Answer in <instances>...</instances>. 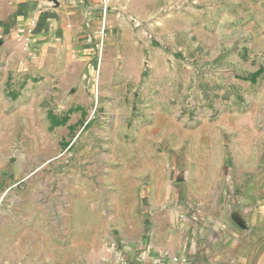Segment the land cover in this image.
<instances>
[{"label": "rangeland", "instance_id": "374dc122", "mask_svg": "<svg viewBox=\"0 0 264 264\" xmlns=\"http://www.w3.org/2000/svg\"><path fill=\"white\" fill-rule=\"evenodd\" d=\"M130 3L99 68L0 59V240L120 264L172 228L195 264H264V0ZM154 167L194 180L174 220L145 214Z\"/></svg>", "mask_w": 264, "mask_h": 264}, {"label": "crops", "instance_id": "0c3cea01", "mask_svg": "<svg viewBox=\"0 0 264 264\" xmlns=\"http://www.w3.org/2000/svg\"><path fill=\"white\" fill-rule=\"evenodd\" d=\"M107 1L110 8L106 31L108 45L104 49L111 55L117 52L115 39L118 38L115 36L120 32L122 15L131 3L130 0ZM99 17L97 0L87 3L62 0L58 5L54 0H0V59H19L30 64L33 61L42 67L50 63L66 66L67 60L79 57L90 63L93 61L92 41L98 38L101 28ZM171 170L165 169L166 176L162 178L154 167L150 171L152 178L139 183L140 188H145L146 196L143 197L148 202L145 214L152 220H174L178 215L174 211L167 212L166 208L180 200V190L190 188L189 182H194L185 180L180 185L172 178ZM167 230L150 232L146 242L140 243L137 254L136 249H129V256L120 264H195L193 257L198 248L203 250L196 241L188 240L195 233ZM43 250L36 258L34 245L20 243L17 236L9 242L0 240V264H51L50 254Z\"/></svg>", "mask_w": 264, "mask_h": 264}, {"label": "built area", "instance_id": "2783aa9c", "mask_svg": "<svg viewBox=\"0 0 264 264\" xmlns=\"http://www.w3.org/2000/svg\"><path fill=\"white\" fill-rule=\"evenodd\" d=\"M98 12L100 14V25L98 38L92 41L93 50V61L97 68L102 65L104 48L106 43V31H107V15L110 11L109 4L107 0H97ZM179 264H184L183 262Z\"/></svg>", "mask_w": 264, "mask_h": 264}, {"label": "water", "instance_id": "95a60500", "mask_svg": "<svg viewBox=\"0 0 264 264\" xmlns=\"http://www.w3.org/2000/svg\"><path fill=\"white\" fill-rule=\"evenodd\" d=\"M62 1V0H54V3H56L57 5L59 4V2ZM85 3L88 2V0H83Z\"/></svg>", "mask_w": 264, "mask_h": 264}]
</instances>
